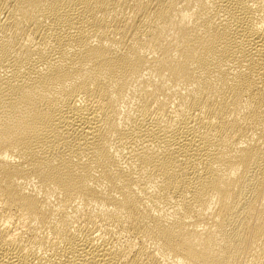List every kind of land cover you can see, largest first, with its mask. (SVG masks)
Wrapping results in <instances>:
<instances>
[{
  "label": "bare ground",
  "instance_id": "bare-ground-1",
  "mask_svg": "<svg viewBox=\"0 0 264 264\" xmlns=\"http://www.w3.org/2000/svg\"><path fill=\"white\" fill-rule=\"evenodd\" d=\"M0 264H264V0H0Z\"/></svg>",
  "mask_w": 264,
  "mask_h": 264
}]
</instances>
